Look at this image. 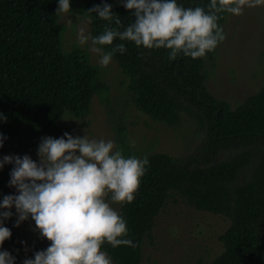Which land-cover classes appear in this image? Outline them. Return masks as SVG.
Segmentation results:
<instances>
[{"label":"trees","instance_id":"obj_1","mask_svg":"<svg viewBox=\"0 0 264 264\" xmlns=\"http://www.w3.org/2000/svg\"><path fill=\"white\" fill-rule=\"evenodd\" d=\"M125 0H70V12L92 18V36L108 22L87 11L107 3L127 26L133 22ZM185 8L207 10L210 0H177ZM58 0H0V134L18 135L24 128L50 135L66 115L84 118L101 88L97 69L87 52L63 50L57 27ZM218 25L222 28L226 13ZM113 26L114 22H113ZM121 43L118 39L113 46ZM126 51L113 59L129 78L128 91L135 107L157 122L178 126L182 114L193 118L206 132L200 152L185 158L167 153L147 156L149 164L135 199L119 214L128 236L138 247L112 248L105 243L114 264H141L144 239L155 226L173 192L198 210L230 219L219 236L223 252L212 264H264V86L243 104L232 108L213 97L205 85V56L182 54L169 59L167 49L137 48L123 42ZM111 46H105L109 51ZM249 169V177L237 184ZM15 264L35 253L5 250Z\"/></svg>","mask_w":264,"mask_h":264},{"label":"clouds","instance_id":"obj_2","mask_svg":"<svg viewBox=\"0 0 264 264\" xmlns=\"http://www.w3.org/2000/svg\"><path fill=\"white\" fill-rule=\"evenodd\" d=\"M261 5L264 0H210L205 10L200 6L185 8L177 0H125L123 6L134 18L125 26L105 3L87 11L108 22L103 31L93 37L81 27L78 42H90V51L104 67L116 53L126 51L123 42L149 50L167 49L170 60L181 54L202 58L225 39L218 25L221 14L240 16L245 7ZM70 9V0H58L56 14H67ZM117 39L121 43L113 46ZM105 46H111L110 50ZM3 139L0 134V148ZM38 157L39 163L27 155L5 156L0 161V168L14 164L9 186L18 193L4 196L0 202V209L8 210L0 211V246L11 237L3 221L12 217L13 207L16 227L31 217L41 238L50 242L46 250L36 252L23 264H112L102 250L105 243L112 248L139 246L126 238L127 223L111 205L133 202L149 164L146 156L125 157L111 140L89 139L86 134L74 138L65 133L59 139L44 138ZM0 264H15V258L0 251Z\"/></svg>","mask_w":264,"mask_h":264},{"label":"rangeland","instance_id":"obj_3","mask_svg":"<svg viewBox=\"0 0 264 264\" xmlns=\"http://www.w3.org/2000/svg\"><path fill=\"white\" fill-rule=\"evenodd\" d=\"M57 27L65 52L75 48L87 52L97 69L101 88L92 99L90 113L84 118L66 115L59 121L57 132L47 135L24 128L18 135L4 137L0 161L5 156L27 155L39 163L38 146L42 140L63 138L65 133L74 138L86 134L89 139L111 140L125 157L135 155L140 159L155 153L185 158L202 150L206 132L193 118L183 113L178 126L154 121L135 107L128 91L129 78L117 62L112 59L108 66H101L99 57L90 51V42L79 44L81 27L92 36L91 17L69 11L59 14ZM222 29L225 39L214 49V58L205 56V85L213 97L235 108L264 86V5L245 7L240 16L226 13ZM13 167L14 164H4L0 168V202L4 196L18 194L9 186ZM249 172L244 170L237 184L248 178ZM107 199L110 202V196ZM111 206L118 213L122 207ZM10 211L13 215L3 221V226L11 231V237L0 246V251L30 254L46 250L50 242L41 238L31 217L16 227L15 207ZM230 223L225 216L196 209L173 192L144 239L141 264H212L223 252L219 236Z\"/></svg>","mask_w":264,"mask_h":264}]
</instances>
